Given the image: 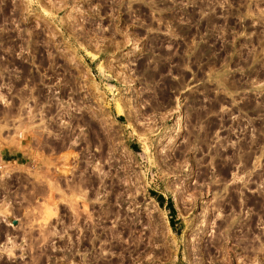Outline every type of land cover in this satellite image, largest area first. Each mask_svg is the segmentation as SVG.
Segmentation results:
<instances>
[{
	"label": "rangeland",
	"instance_id": "obj_1",
	"mask_svg": "<svg viewBox=\"0 0 264 264\" xmlns=\"http://www.w3.org/2000/svg\"><path fill=\"white\" fill-rule=\"evenodd\" d=\"M0 264H264V0H0Z\"/></svg>",
	"mask_w": 264,
	"mask_h": 264
},
{
	"label": "bare ground",
	"instance_id": "obj_2",
	"mask_svg": "<svg viewBox=\"0 0 264 264\" xmlns=\"http://www.w3.org/2000/svg\"><path fill=\"white\" fill-rule=\"evenodd\" d=\"M175 117H176V120H174L173 125H172L173 126V133H172L173 135L171 134L172 135L171 136L172 137L171 138L172 141H174L175 139L179 138L180 135L182 134V131H183L182 130L183 129V119L181 118V115L179 114V115H177ZM169 142H171V141H169Z\"/></svg>",
	"mask_w": 264,
	"mask_h": 264
}]
</instances>
